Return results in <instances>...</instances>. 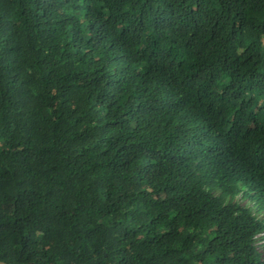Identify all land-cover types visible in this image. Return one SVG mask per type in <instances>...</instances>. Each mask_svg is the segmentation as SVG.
Wrapping results in <instances>:
<instances>
[{
	"label": "trees",
	"instance_id": "16d2710c",
	"mask_svg": "<svg viewBox=\"0 0 264 264\" xmlns=\"http://www.w3.org/2000/svg\"><path fill=\"white\" fill-rule=\"evenodd\" d=\"M0 262L264 264V0H0Z\"/></svg>",
	"mask_w": 264,
	"mask_h": 264
},
{
	"label": "water",
	"instance_id": "95a60500",
	"mask_svg": "<svg viewBox=\"0 0 264 264\" xmlns=\"http://www.w3.org/2000/svg\"><path fill=\"white\" fill-rule=\"evenodd\" d=\"M0 264H4V263L0 262Z\"/></svg>",
	"mask_w": 264,
	"mask_h": 264
}]
</instances>
